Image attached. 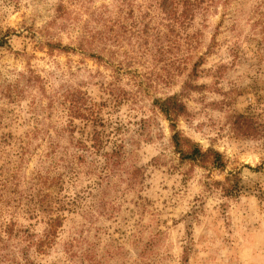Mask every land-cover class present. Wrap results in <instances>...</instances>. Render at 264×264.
<instances>
[{
	"label": "rangeland",
	"instance_id": "1",
	"mask_svg": "<svg viewBox=\"0 0 264 264\" xmlns=\"http://www.w3.org/2000/svg\"><path fill=\"white\" fill-rule=\"evenodd\" d=\"M194 11L0 0V264H264V0Z\"/></svg>",
	"mask_w": 264,
	"mask_h": 264
},
{
	"label": "trees",
	"instance_id": "2",
	"mask_svg": "<svg viewBox=\"0 0 264 264\" xmlns=\"http://www.w3.org/2000/svg\"><path fill=\"white\" fill-rule=\"evenodd\" d=\"M203 4L204 0H158V6L160 10L164 14H166V18L175 22L181 21L182 24L188 22L187 20H190V18H192V16L194 15V10L201 8ZM178 7H181L180 10L178 9ZM5 45L8 46L7 39L4 36H1L0 48ZM154 103L158 107V109L166 116V118L171 121L170 126L173 130L171 141L173 143L174 150H176V152L180 154L181 160H190L193 162L196 161L204 163L206 160H208V158H211V162L216 163V161L221 157L219 152L214 151L212 148L202 150V148L197 143L192 142L188 138H184L177 130H175L173 120L185 109L183 102H181L176 94L169 95L162 99H156L154 100ZM240 117L248 116L240 115ZM247 120L251 121L249 118ZM248 126H250V124H248ZM114 153L118 154V151ZM218 165L219 164H217V166ZM40 173L37 177H35V180H33V184L37 185V192L35 195H32L30 197L33 198V196H36V200L33 199L35 201L34 204H38L40 206L45 204L46 209L48 210L43 209V211L48 212L55 209L60 211L62 209V204H60L61 200L51 196L53 200V203L51 204L50 194L41 191L44 186H48L47 182L49 180H51L52 182L53 178L49 179V176H47V174L43 175ZM55 205H58L61 208H55ZM48 218V224L50 225V227H52L54 225V222L58 219L51 218L50 216Z\"/></svg>",
	"mask_w": 264,
	"mask_h": 264
}]
</instances>
